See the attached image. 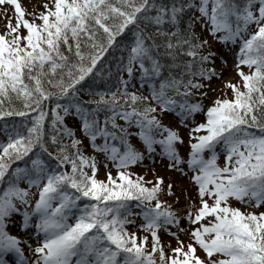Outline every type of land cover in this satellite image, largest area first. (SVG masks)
<instances>
[{
  "label": "snow or ice",
  "instance_id": "1",
  "mask_svg": "<svg viewBox=\"0 0 264 264\" xmlns=\"http://www.w3.org/2000/svg\"><path fill=\"white\" fill-rule=\"evenodd\" d=\"M4 4L0 120L21 119L0 129V264H264V210L232 203L264 208V0H50L31 21ZM209 37L238 49L240 80L205 106ZM101 75L115 88L81 99ZM156 156L195 186L185 210L163 177L131 171Z\"/></svg>",
  "mask_w": 264,
  "mask_h": 264
},
{
  "label": "rangeland",
  "instance_id": "2",
  "mask_svg": "<svg viewBox=\"0 0 264 264\" xmlns=\"http://www.w3.org/2000/svg\"><path fill=\"white\" fill-rule=\"evenodd\" d=\"M21 7L25 11V18L29 19L30 21L33 19V16L38 14L39 12L43 11V5L46 3L50 4V0H18ZM15 17L16 13L14 10L13 5L4 4L0 5V34H4L7 31L6 25L8 23V20L11 19L12 24H15ZM39 23V20L36 21ZM21 34H25V30L21 28ZM210 42L212 43V50L216 53L215 56V65L217 72L220 74L219 78L213 77L210 81H205V83L208 85L207 88L202 89V91H207V96L202 98V103L207 106L212 103V101L216 97L224 98V95L227 94L228 98H231L232 93L230 89L225 88V82L231 81L232 83H237L240 80V77L237 75L235 64H236V58H235V52L238 51V49L235 46L228 45L227 47L217 41H211V38L209 37ZM221 60L226 61V63H221ZM241 69L245 72H248L246 66H241ZM126 75V74H125ZM136 89L140 88L139 84H136ZM196 99H201V97L197 96ZM75 117H66L65 122L69 126H73ZM197 121H200L203 119L202 114H197L196 117ZM120 123H123L122 121H119ZM165 122H168L167 120ZM181 134L185 136V140H187V129L181 128ZM187 144L185 143L184 146H181V154L185 155L187 152ZM157 151L159 152V148H157ZM155 162H152L148 159H145L143 164L134 165L131 168V171L135 172L138 175L144 176L145 180H153L155 176L163 177L164 184L167 185L168 183H171L173 186V192L175 193L174 196L169 197L167 195H164L162 199L168 200L170 203L175 199V196H179L180 200L178 204H174L173 207L185 210V207L189 200H191L193 203L196 202V190L195 186L191 183V181L188 179L187 176H182L179 172L169 169L167 167L168 161L165 158H161L160 156H156ZM221 164L223 162V156L221 155L219 158V161ZM109 170L112 171L113 175H115L116 170L112 168L111 163H109ZM190 175V173H189ZM98 178L105 179V169L103 166H99V171L97 173ZM23 186V185H21ZM233 206L240 207L241 211H261L264 210L261 209H255V208H245L244 205L239 204V202L233 201ZM187 221L182 220L181 221V227H187ZM130 228H132L130 226ZM133 230V229H132ZM175 231V229H172ZM12 234L22 235V233L19 232L18 229L12 228L11 229ZM140 235V233H137ZM147 235V233H145ZM159 235L161 237V241L166 245L165 251L168 252L167 245H171V247H176V240L175 238L168 235L166 232L161 230L159 232ZM181 240L185 241V243L188 242V237L183 233H178ZM150 241L151 238L149 237V250H150ZM33 246H35V242L32 241ZM197 254L200 255L202 258L204 257V253L202 250L197 248ZM25 255L31 258V254L28 252L27 248L25 247ZM9 264H14L13 257L8 258Z\"/></svg>",
  "mask_w": 264,
  "mask_h": 264
},
{
  "label": "trees",
  "instance_id": "3",
  "mask_svg": "<svg viewBox=\"0 0 264 264\" xmlns=\"http://www.w3.org/2000/svg\"><path fill=\"white\" fill-rule=\"evenodd\" d=\"M132 38L133 37H132L131 32H128L126 30L125 34H123L124 42L125 43L129 42ZM117 39L119 40L120 37H118ZM119 54H120L119 51L116 50L115 55L119 56ZM106 56H107L106 63H108L110 66H112L113 72H115L114 62L112 60V50H110V52L107 53ZM81 83H82L83 87H82L81 91L78 93V95L83 100H89V99L94 98V97H90L88 95L89 91H108L109 89H114L116 86L115 76H113L112 78H105L104 75H101L99 77H95V79H93L91 76L86 77L85 81H83ZM20 119L21 118H19V117H9V118H6V120H0V127H2L4 125V123L19 121Z\"/></svg>",
  "mask_w": 264,
  "mask_h": 264
}]
</instances>
